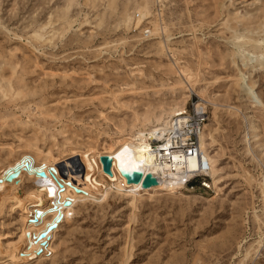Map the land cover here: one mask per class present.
<instances>
[{
	"label": "rangeland",
	"instance_id": "obj_1",
	"mask_svg": "<svg viewBox=\"0 0 264 264\" xmlns=\"http://www.w3.org/2000/svg\"><path fill=\"white\" fill-rule=\"evenodd\" d=\"M201 101L216 185L131 194L103 171ZM0 264H264V0H0Z\"/></svg>",
	"mask_w": 264,
	"mask_h": 264
},
{
	"label": "bare ground",
	"instance_id": "obj_2",
	"mask_svg": "<svg viewBox=\"0 0 264 264\" xmlns=\"http://www.w3.org/2000/svg\"><path fill=\"white\" fill-rule=\"evenodd\" d=\"M255 48H257V47H255ZM178 72L181 74L183 71L178 70ZM186 77H187V79H190V76L186 75ZM186 77H185V79H186ZM245 79H246V77L244 75H240V77H239V80L241 82L240 83V88H241L243 93H245L246 95H249L250 93H253V91H252V87L247 83V81ZM192 93H197V92L194 91ZM179 112H181V111H179ZM174 115H172V117ZM156 133H157V131H156ZM158 136H159L158 140H160L161 139L160 136H162V135L159 133ZM204 137H205V135L203 133L201 135V137H200V150H201L202 156L205 158L206 162L209 164V167H210V172H208L209 173L208 175L212 177L213 184L216 185L217 181L213 178L214 174H215V170H214L213 165H212V160H211L210 157L206 156L205 153H204V151H205V149H204V139L205 138ZM132 141L134 143H137V141H140V142L135 144V145H132L131 143H122V142H119V141L115 142L114 147L112 148L113 149L112 154H113V156L115 158L120 157L119 159H120L121 163L117 166L115 164V162L112 161L111 170L114 169V168H118V170L120 172V169H119L120 167H124V168L133 167V164L128 163V162L129 161H133L135 159L136 161L134 160V162L136 164L134 165L133 168H138L139 170H141L143 172L144 176L146 174H154V175H156V177L158 179V183L156 185L151 186V187H159L161 190H166V191H172V190H177L178 191L179 189H181L184 186V181L187 180L190 177V175H191L190 173H188L187 175H180V173H179V164L178 163H176L174 168H172L170 165H167V163H165V162L162 163L161 161L157 160L158 156L154 152H152L149 142L145 143V142H143V140L141 138H133ZM134 156H135V158H134ZM177 159H178V157L176 156L175 160H177ZM25 161L29 162L30 170L25 167V165H24ZM100 164H101V162H100ZM22 165L28 172H34L35 175H37L36 174L37 171L42 170V169L33 170L31 168V162L28 159H24L22 161ZM101 167L103 169L102 164H101ZM50 168H53V167H49V169ZM184 168L186 169L187 172L195 171L196 168H197V161L195 159H193V158L189 159L186 162ZM18 169H19V167L16 166L11 171L7 172L6 173V180L7 181H11L15 177V174L18 172ZM54 171H55V173H53V175H55L57 177V179H59L61 182H64L57 175L55 169H54ZM83 179L90 186V188L94 192H97L99 187L102 190L106 189V185L104 183H101V182L97 181V173L93 174L90 169L86 170ZM107 179L109 181H114L115 180V176L114 175L111 176V177L107 176ZM173 182H176V183L173 184ZM67 183H69V182H64V184L66 186L70 187L73 190V192L76 193L75 190L73 189L74 186H72L70 183H69L70 185H68ZM151 187H148V188H151ZM141 189L144 190L145 188L142 186V183L140 182V183L136 184L135 186H133L130 189L129 193H131V194L133 193L134 194L137 190H141ZM83 192L85 194H82V193H76V194H82L85 197H87L88 199L93 200V201H97L99 199L98 197H96V196H94V195H92L90 193H87L85 191H83ZM66 199H70V198H65L64 201ZM40 204H43V203L41 202ZM71 204H72V200H71ZM64 208H67V207H64ZM37 213H39L38 216L36 215ZM61 214H62V212H61ZM41 215H42V213L40 211H35L34 218L29 220V222H31V223L35 222L36 219L38 217H40ZM62 218H63V214H62Z\"/></svg>",
	"mask_w": 264,
	"mask_h": 264
},
{
	"label": "built area",
	"instance_id": "obj_3",
	"mask_svg": "<svg viewBox=\"0 0 264 264\" xmlns=\"http://www.w3.org/2000/svg\"><path fill=\"white\" fill-rule=\"evenodd\" d=\"M207 120L208 111L205 103L196 102L191 105L189 110L184 109L176 113L167 121V125L157 128L156 135L162 133L160 140H149L152 152L158 156L157 160L167 163L172 168L178 163L180 175L191 174L184 181L182 188L191 187L193 180L207 177L208 172H210L209 164L200 150V137L204 132ZM176 156L178 157L177 160H175ZM191 158L197 161V168L193 172H187L184 167ZM175 183L173 182V184ZM200 185L203 188H208L204 179Z\"/></svg>",
	"mask_w": 264,
	"mask_h": 264
},
{
	"label": "water",
	"instance_id": "obj_4",
	"mask_svg": "<svg viewBox=\"0 0 264 264\" xmlns=\"http://www.w3.org/2000/svg\"><path fill=\"white\" fill-rule=\"evenodd\" d=\"M100 162L103 166V170L107 175H111V166H112V157L110 156H101L100 157ZM25 167L27 169L30 170V164L28 161H25L24 163ZM120 173L121 175L125 178V181L127 184H138V183H142V186L144 188H148L151 187L153 185H156L158 183V179L156 177V175L154 174H146L145 176L143 175V172L139 169L133 168V167H129V168H124V167H120ZM49 171L53 174L55 173L53 168H50ZM36 174L39 177H45V174L42 170H39L36 172ZM68 185H70L69 183H67ZM57 185L59 186L60 191L63 190V185L57 181ZM73 189L75 190L76 193H82L85 194L83 191L73 187ZM57 203H59V201L57 200ZM64 207H68L71 205V200L70 199H66L63 204ZM54 210H56L57 214L55 215V217L53 218L52 222L50 224H48L45 228V230H43L35 239L36 241H41V247L46 246L47 241L49 239V233L51 231H53L59 224V222L62 219V214L60 212V210L54 206ZM37 216L39 215V213L36 214ZM41 253V249L38 250L36 252V256L39 255Z\"/></svg>",
	"mask_w": 264,
	"mask_h": 264
},
{
	"label": "snow or ice",
	"instance_id": "obj_5",
	"mask_svg": "<svg viewBox=\"0 0 264 264\" xmlns=\"http://www.w3.org/2000/svg\"><path fill=\"white\" fill-rule=\"evenodd\" d=\"M118 159L120 158V157H117ZM133 167H134V165H133Z\"/></svg>",
	"mask_w": 264,
	"mask_h": 264
}]
</instances>
